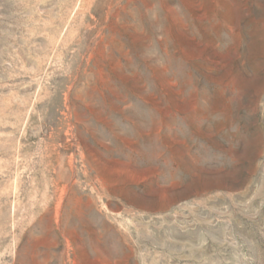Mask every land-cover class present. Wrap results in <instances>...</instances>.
Returning a JSON list of instances; mask_svg holds the SVG:
<instances>
[{"label": "rangeland", "instance_id": "rangeland-1", "mask_svg": "<svg viewBox=\"0 0 264 264\" xmlns=\"http://www.w3.org/2000/svg\"><path fill=\"white\" fill-rule=\"evenodd\" d=\"M0 264H264V0H0Z\"/></svg>", "mask_w": 264, "mask_h": 264}]
</instances>
